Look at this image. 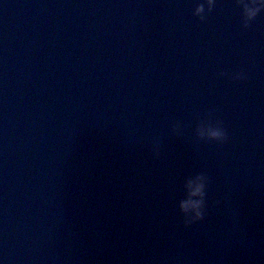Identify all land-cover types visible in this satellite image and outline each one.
Masks as SVG:
<instances>
[{
  "label": "water",
  "instance_id": "1",
  "mask_svg": "<svg viewBox=\"0 0 264 264\" xmlns=\"http://www.w3.org/2000/svg\"><path fill=\"white\" fill-rule=\"evenodd\" d=\"M202 2L0 0V261L264 264V12Z\"/></svg>",
  "mask_w": 264,
  "mask_h": 264
},
{
  "label": "clouds",
  "instance_id": "2",
  "mask_svg": "<svg viewBox=\"0 0 264 264\" xmlns=\"http://www.w3.org/2000/svg\"><path fill=\"white\" fill-rule=\"evenodd\" d=\"M235 3L242 10V26L246 29L251 26V23L259 14L264 12V0H235ZM216 7L217 0H203L202 3L195 6L194 10L191 11V15L203 22ZM219 75L221 77L227 76L233 81H242L247 78L242 70L235 72L221 71ZM196 120L195 134L200 140L212 141L221 145L228 142L229 137L225 127L220 120L213 118L211 112L207 113L203 118L198 116ZM207 182V177L203 174L196 175L194 180L188 181L187 186L189 188L195 183L200 199L196 202L189 199L178 203L179 212L185 218V223H194L204 219L206 214L204 197ZM0 264H4V262L0 261Z\"/></svg>",
  "mask_w": 264,
  "mask_h": 264
}]
</instances>
